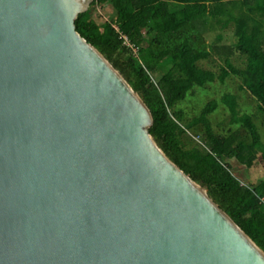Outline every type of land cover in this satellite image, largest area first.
I'll return each instance as SVG.
<instances>
[{
  "label": "water",
  "instance_id": "1",
  "mask_svg": "<svg viewBox=\"0 0 264 264\" xmlns=\"http://www.w3.org/2000/svg\"><path fill=\"white\" fill-rule=\"evenodd\" d=\"M93 0H0V264H264L76 32Z\"/></svg>",
  "mask_w": 264,
  "mask_h": 264
},
{
  "label": "trees",
  "instance_id": "2",
  "mask_svg": "<svg viewBox=\"0 0 264 264\" xmlns=\"http://www.w3.org/2000/svg\"><path fill=\"white\" fill-rule=\"evenodd\" d=\"M111 1L116 10L110 21L99 26L86 12L77 17L76 32L149 109V134L160 150L264 253V176L248 183L231 163L249 167L257 156L264 163V141L254 123L264 126V40L256 36L264 28V0H245L243 7L235 0H93L91 6ZM232 56L240 59L239 66ZM202 61L217 72L201 67ZM233 76L251 108L242 110L237 95L221 96L229 117L218 127L226 125V135L215 133L208 119L217 101L187 117L180 107L187 98ZM198 126L203 132L193 137L190 131Z\"/></svg>",
  "mask_w": 264,
  "mask_h": 264
},
{
  "label": "rangeland",
  "instance_id": "3",
  "mask_svg": "<svg viewBox=\"0 0 264 264\" xmlns=\"http://www.w3.org/2000/svg\"><path fill=\"white\" fill-rule=\"evenodd\" d=\"M223 0L222 2H224ZM237 3H241V7L245 0H235ZM211 3V2H210ZM116 10V6L114 1L107 3L104 6H91V4L87 8V16L89 19L93 20L97 25L103 26L106 22L110 21L114 12ZM245 12V8L244 11ZM244 14V13H243ZM256 14V13H255ZM253 16V15H252ZM233 28V27H232ZM231 28V29H232ZM262 37L264 40V28L260 30V32L256 35ZM200 48V45H197ZM264 51V50H263ZM237 57H234V60ZM238 59L237 61H239ZM219 60L217 59L216 62ZM201 67L210 69L214 72H217L215 66L210 63L209 61H202L200 63ZM235 66H239V63H234ZM240 84V80L238 77L233 76L228 78L225 81V84L222 85L219 82H214L212 84H208L205 89L197 90L196 95L194 97L187 98L185 102L182 103L180 106L187 114V117L190 119L194 116H198L200 113V109L206 102L209 100L216 102L217 101V110L208 116L210 121L211 127L215 133L227 134V127H218V124H221L223 121H227L229 117V112L226 106H224L220 99L221 96L225 93H229L231 95H237L239 97L238 104L240 105L241 109L248 112L251 108V103L248 98L245 96L244 93H240L237 90L238 85ZM255 125L257 126L259 137L262 141H264V126L261 125L260 121L254 120ZM225 124V123H223ZM235 128V127H234ZM203 132L202 126H198L190 131V134L193 137H197V135ZM259 156H257V160L249 167L240 166L236 163V161H232L233 169L236 175H240L239 173L244 175L242 177L246 180V182L255 183L264 176V163L260 162Z\"/></svg>",
  "mask_w": 264,
  "mask_h": 264
},
{
  "label": "built area",
  "instance_id": "4",
  "mask_svg": "<svg viewBox=\"0 0 264 264\" xmlns=\"http://www.w3.org/2000/svg\"><path fill=\"white\" fill-rule=\"evenodd\" d=\"M122 38H123V41H124V46L131 48V49L133 50V52L136 54V49L133 48V47L130 45V43H129L127 37H122Z\"/></svg>",
  "mask_w": 264,
  "mask_h": 264
},
{
  "label": "crops",
  "instance_id": "5",
  "mask_svg": "<svg viewBox=\"0 0 264 264\" xmlns=\"http://www.w3.org/2000/svg\"><path fill=\"white\" fill-rule=\"evenodd\" d=\"M234 57H237V56H232V57H231V61H232L233 63L236 62V63H239V64H240L241 61H240V60L237 61V60H238V57H237V59H235V60H234ZM217 59H218V58H217ZM218 60H219V59H218Z\"/></svg>",
  "mask_w": 264,
  "mask_h": 264
}]
</instances>
